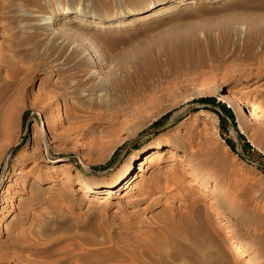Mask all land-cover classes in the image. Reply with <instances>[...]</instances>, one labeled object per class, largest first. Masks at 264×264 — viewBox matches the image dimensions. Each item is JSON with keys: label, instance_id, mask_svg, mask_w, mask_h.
Masks as SVG:
<instances>
[{"label": "rangeland", "instance_id": "rangeland-1", "mask_svg": "<svg viewBox=\"0 0 264 264\" xmlns=\"http://www.w3.org/2000/svg\"><path fill=\"white\" fill-rule=\"evenodd\" d=\"M89 3L49 34L41 0H0V264H254L242 231L264 258V0ZM173 145L196 156L171 172Z\"/></svg>", "mask_w": 264, "mask_h": 264}, {"label": "bare ground", "instance_id": "bare-ground-1", "mask_svg": "<svg viewBox=\"0 0 264 264\" xmlns=\"http://www.w3.org/2000/svg\"><path fill=\"white\" fill-rule=\"evenodd\" d=\"M91 10L92 9L90 7L89 0H41L40 10H38V12L32 17L34 19V22H33L32 25L34 26L35 29L42 30L45 33L52 34L51 30H53L57 26V24H59L61 22L62 23H67V24L68 23H76L78 25H82L85 22L86 18L91 17ZM42 34H44V33H42ZM90 58H91V56H90ZM168 106H170V104ZM250 106H251V114L249 116H251V117H254V116L256 117L257 114L262 112V110L264 109V108L262 109L261 105L258 102H256L255 100L252 101V104H250ZM174 107H175V105H174ZM161 108H164V107H161ZM171 108H173V106H171ZM249 109H248V111H249ZM166 110H167V108L165 110L161 109V111H159V114L162 113L163 111H166ZM260 115H263V114L260 113ZM258 118H259V116H258ZM260 119H261V117H260ZM248 120H249V118H248ZM250 120H252V119H250ZM254 120H255V118H254ZM47 130L49 131V129H47ZM134 132H137V128L134 129ZM40 134H42V133H39V135ZM40 137H41V135H40ZM40 141H41V139L39 140V142ZM166 147H167V145L164 144L161 141H159L156 145H154V147H149L148 150H146L148 152H146V154L143 156L142 160H140L138 162L139 164H138L137 167H135V162H133L132 160H129L125 164L124 175L123 176H121L119 174L121 176V177H119L118 174L117 175L112 174L111 178H112V181H113V183H112L113 186L114 187L115 186H119V184H121V182L125 180V185H126L125 189L128 188L129 191H134V189L136 187L134 186L135 184H132V183H135L137 178L141 177L140 172L148 171V166L149 165L161 161V158L154 159V155L156 153H158L159 151H161L163 148H166ZM192 147H188V148L182 147L183 151H182V155H180L179 153L177 154V152H175V150L178 148L177 146H175V145H173L171 147L168 146V148H169L168 150H170L172 152H175L178 155L177 157L173 158L171 164L169 165L170 171H171V168H172V171L175 168V165H176L175 163H178L179 165H182L183 162L185 161V159L187 158V156H188V158L191 157V156H194V157L196 156V151H193ZM187 150H188V155H186ZM217 156L218 155L215 154L216 158H217ZM187 166H191V164H187ZM170 171H168V177L166 178V182L163 185H161V186H160V184L157 183L156 187L154 186L153 188H151L152 191L154 190V191L159 192V193H162L164 191L166 192V190L167 189L170 190V188H172V186H175V187L176 186H180L184 182V181H182V178L171 177ZM136 172H138V173H136ZM77 173H78L77 174L78 176L84 177L87 181L90 182V184L93 183L94 185H96V187L100 186L99 184L101 182H100V179L98 177H95V176H90L89 177L86 174H84L82 172H79V171ZM196 180H197L196 176H192V182H191L190 185L198 186V183L196 182ZM169 182L172 184V186L169 185ZM197 192H198V195L196 197L197 199L203 200V201L206 200L207 203H209V204H213V205L215 204L213 201H209L208 202L209 194H208V190L207 189L203 190L202 188L198 187ZM127 197H128V192L127 191L123 192V195L121 196V199H126ZM216 211H217L216 207L212 206L209 213H211V212L213 213V212H216ZM192 213L194 215H197L199 213V209H196V208L193 209ZM214 218H219V217L216 215V217H214ZM179 219H181V218H179ZM177 221H176V223L179 224V222H177ZM180 223H181V221H180ZM186 223L184 222V224H186ZM219 223H220L221 226H223L225 224L223 221H220ZM174 225H176V224L174 223ZM188 225H186V228H187ZM188 230H189V228H188ZM189 232H191V231H189ZM247 234H248L247 232H243V231L241 232V237H242L241 239L244 240V242H242L243 246H244V249L248 252V254H250V258L255 261L254 264L255 263L256 264H264L263 254L254 246V244H252L251 241L248 240L249 238H248ZM167 237H169V236H167ZM189 237H191V236H189ZM146 264H148V263H146Z\"/></svg>", "mask_w": 264, "mask_h": 264}, {"label": "trees", "instance_id": "trees-1", "mask_svg": "<svg viewBox=\"0 0 264 264\" xmlns=\"http://www.w3.org/2000/svg\"><path fill=\"white\" fill-rule=\"evenodd\" d=\"M198 102H203V103L204 102H214V99H212V98H203V99H200ZM219 106H220L221 110L225 113L226 117L234 122V116H233L231 110L229 108L223 106V105H219ZM168 115L169 114H166L164 116V118H166ZM240 138L242 139L243 137L240 135ZM229 146L233 148L232 145H229Z\"/></svg>", "mask_w": 264, "mask_h": 264}]
</instances>
